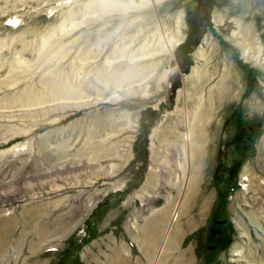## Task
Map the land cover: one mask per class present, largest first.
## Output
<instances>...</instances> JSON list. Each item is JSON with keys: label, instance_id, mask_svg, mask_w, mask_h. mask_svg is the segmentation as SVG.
I'll return each mask as SVG.
<instances>
[{"label": "rangeland", "instance_id": "374dc122", "mask_svg": "<svg viewBox=\"0 0 264 264\" xmlns=\"http://www.w3.org/2000/svg\"><path fill=\"white\" fill-rule=\"evenodd\" d=\"M107 1L127 3L0 0V264H202L212 212L228 240L206 264H259L247 248L264 258V0H156L140 15L100 17L88 8ZM189 24L199 39L186 54ZM238 25L256 61L231 39ZM146 46L156 52L138 72L119 65ZM218 61L239 89L183 139L173 186L156 178L149 149L162 152L160 135L177 121L187 132L183 79Z\"/></svg>", "mask_w": 264, "mask_h": 264}, {"label": "bare ground", "instance_id": "6f19581e", "mask_svg": "<svg viewBox=\"0 0 264 264\" xmlns=\"http://www.w3.org/2000/svg\"><path fill=\"white\" fill-rule=\"evenodd\" d=\"M123 1L127 2V3L124 4L121 1H109V2L107 1L106 5H98V6L91 5L90 7L88 6V8H90L93 11L92 13L99 15L98 17H100L101 14H111V13L112 14H124V13L130 12V11L135 12V13L140 15L142 12L149 10L148 9L149 5L154 4V2L156 0H123ZM135 2H137V3H135ZM91 10H89V11H91ZM214 16H216V15L214 14ZM98 17H96V19ZM181 21L182 20H181L180 16H177L175 18V24H176V27L178 29H180V27H181V24H182ZM137 22H140V20H138ZM238 28H239V25H238ZM152 29H153V27H152ZM250 38H252V37H250V34H249V27L243 28V26H242V28H239L237 30V32H232V34H231V39H233V41H235L234 45L239 49L241 57L243 59H246V60L256 61L258 50L250 44V42H251V41L249 42ZM120 40H121V38H120ZM143 40H144V36H143ZM177 41H179V39H177ZM108 42H110V41H108ZM146 47L145 48L140 47L137 49L138 52L143 49V51H142L143 53L141 54V56H139L140 58L133 59L135 62L131 61L128 58L130 61L125 59V60L121 61L119 65L130 67L132 69V72H138V67L140 66L139 65L140 61H138V60L150 58L156 52L154 49L148 48V46H146ZM170 47H171V44L168 45L167 50H170ZM127 48H129V47H127ZM127 48H126V46H124V49L118 50L119 54L121 55L122 53H124L125 49H127ZM200 49H202V48H200ZM214 50L215 49L213 48L212 51L214 52ZM139 53H141V52H139ZM139 53H138V55H139ZM199 53H196L195 55H197ZM136 54H137V52H136ZM201 57H204V56H201ZM217 63L215 66H213V68L210 71L203 69L201 67H197L195 65L193 67L191 66L192 68L190 70L189 75L188 76L186 75L187 77H185L183 79V84H186L188 86V89H189V91L187 93L188 94L187 95L188 104L190 106V109L188 111L189 113L187 114V118L189 119V121L187 122V126L185 125L187 132L185 134H182L181 132H177L175 130V127L181 126V124H182L180 121H177L175 126L169 127V129H167L166 131H163L164 134L160 135V139L158 138L159 142L160 141L165 142V145L163 147V151L161 152V151L157 150L156 147H151L149 149L150 150V163L156 164L157 167L161 171V173L158 172L159 174L156 175V178H160V174H161L164 176V179L167 180V182L170 183L171 185H173L175 183L176 172L177 173L180 172L181 174L184 173V162H183L184 161V157H183L184 150H183V144H182L183 139L184 138L187 139V136L192 137L194 134V131H197V132H195V134L198 133V131L202 129L203 122L205 121V119H208L211 116L212 112L214 113L215 109H217V107L221 104L222 101L227 100V99H231L233 97L235 90L239 89V87L236 84H233V82H232L231 76H234L233 71L232 70L230 71L229 68L224 67L225 65L223 63H221L219 61ZM202 64H204V63H202ZM221 65H223V66H221ZM147 68H150V65L145 66V68L143 70H147ZM220 71H221V74L218 75ZM217 75H218V77H217ZM154 78H156V77L154 76ZM117 79H118V82L123 83L125 81L124 74H121L119 77L117 76ZM178 95L176 96V101L179 97ZM178 115H179V112H178ZM166 132L168 134H166ZM156 135H157V133H156ZM169 137L171 139H169ZM193 140H194V138H193ZM158 145H159V143H158ZM150 172H149V175L147 176L146 186H148L149 183L153 182V177H152L153 175H151ZM260 189H262V188H260ZM253 201H254V198H253ZM150 215H151V213H150ZM158 215H159L158 212H155V214L153 215V218H152L153 223L150 227V229H151L150 233L151 234L148 233V235L146 236L147 241H149L153 238L152 233L156 232L157 226H159L158 225L159 220L157 219ZM251 218H253V217H251ZM251 220H253V219H251ZM148 224H149V222H148ZM263 247H264V244H263L262 248ZM256 250H257V248L251 249V250L249 248H247V254L250 257V261L255 262V263L258 262L259 264H264V258L258 256L256 254ZM145 254H147V253H145Z\"/></svg>", "mask_w": 264, "mask_h": 264}, {"label": "flooded vegetation", "instance_id": "af4514ba", "mask_svg": "<svg viewBox=\"0 0 264 264\" xmlns=\"http://www.w3.org/2000/svg\"><path fill=\"white\" fill-rule=\"evenodd\" d=\"M206 226L207 232L204 235L205 254L202 256V264H206L209 256L216 250L219 251L228 240L227 220L217 212L210 213Z\"/></svg>", "mask_w": 264, "mask_h": 264}, {"label": "trees", "instance_id": "16d2710c", "mask_svg": "<svg viewBox=\"0 0 264 264\" xmlns=\"http://www.w3.org/2000/svg\"><path fill=\"white\" fill-rule=\"evenodd\" d=\"M190 26V24H189ZM191 27V32L187 35L184 43L181 45V47H183L185 49V53L187 54L188 52H190L195 45L198 43V39H199V34H197L196 31H194V27L193 25L190 26ZM194 35V36H193ZM193 36V37H191ZM189 65V63H187V66ZM239 132H243V135L240 137L241 139V147H244V145L246 144L247 138L250 137L251 132H248V129L245 130H240ZM87 240H84L81 245H79L78 247H76L75 249H73L74 252H77L78 250L81 249L82 244L86 243ZM72 251L70 252V254L67 256V259H70V257H72ZM63 259V260H62ZM61 261L59 262V264H65V259L62 258ZM69 264H79L78 259H72L70 260Z\"/></svg>", "mask_w": 264, "mask_h": 264}, {"label": "water", "instance_id": "95a60500", "mask_svg": "<svg viewBox=\"0 0 264 264\" xmlns=\"http://www.w3.org/2000/svg\"><path fill=\"white\" fill-rule=\"evenodd\" d=\"M168 68L171 69L172 74L174 75L175 79H178L181 75V73L179 72V70L176 68V64L174 60H170L169 64H168Z\"/></svg>", "mask_w": 264, "mask_h": 264}]
</instances>
